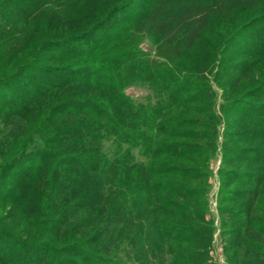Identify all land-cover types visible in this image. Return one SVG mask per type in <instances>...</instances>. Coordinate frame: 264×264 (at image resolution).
Instances as JSON below:
<instances>
[{
  "label": "trees",
  "instance_id": "trees-1",
  "mask_svg": "<svg viewBox=\"0 0 264 264\" xmlns=\"http://www.w3.org/2000/svg\"><path fill=\"white\" fill-rule=\"evenodd\" d=\"M31 2L37 4L31 10L48 18V0H0V21L6 26L0 33L15 22L11 16L27 18L21 10ZM263 3L122 0L84 31L45 40L28 65L0 81L2 125L29 118L36 122V107L49 96H62L0 168L13 181L23 180L19 191L0 189V202L18 206L20 221L46 214L40 225L31 222L40 234L34 239L0 224V264H203L206 238L197 239L203 221L196 223L190 211L199 191L179 181H170V188L161 180L173 174L196 177L198 171L195 163L181 168L164 159L184 152L165 139L172 121L167 108L183 103L176 95L179 86L173 87L175 97L167 105L136 101L123 88L131 78L150 80L162 67L174 68V61L201 42L213 19ZM123 8L117 24L110 25ZM136 37L153 41L154 57L134 48ZM124 41L130 46L122 49ZM105 135L127 149L113 157L101 154ZM134 149L144 161L131 155ZM46 234H51L48 239L41 238ZM194 239L198 245L192 246ZM182 241L195 248L179 246ZM243 245L264 253L259 242Z\"/></svg>",
  "mask_w": 264,
  "mask_h": 264
},
{
  "label": "rangeland",
  "instance_id": "rangeland-1",
  "mask_svg": "<svg viewBox=\"0 0 264 264\" xmlns=\"http://www.w3.org/2000/svg\"><path fill=\"white\" fill-rule=\"evenodd\" d=\"M48 1L45 8L48 18L44 20L37 14L39 11L31 10L37 4L27 3L21 11L28 17L11 16L10 20L15 22L0 33V81L28 65V57L45 40L84 31L95 21L104 19L122 0ZM141 1L130 0L135 4ZM125 10L116 11L110 25L115 26L116 19ZM23 19L25 24L21 23ZM2 27L6 26L0 21V29ZM261 33H264V3L252 9H236L227 16L213 19L203 31L201 42L173 62L176 70L164 66L154 72V78H131L123 88V92L136 101L167 105L175 97L173 87L179 86L176 95L183 103L179 107L171 103L167 108L172 121L166 125L171 136L165 139L184 152L179 157L169 155L164 159L181 168L195 163L198 171L196 177L173 174L161 180L168 182L170 188L173 181H179L199 191L192 196L196 202L190 211L196 223L203 221H200L197 238H206L203 264H264V253L243 245V241L259 242L264 248V38L260 44L257 41ZM132 43L141 54L154 57L150 38L136 37ZM127 44L130 46V42L124 41L122 49ZM61 97L45 98L44 103L36 107V122L29 118L0 124V168ZM157 108L160 107L157 105ZM99 145L101 154L107 157L118 156L127 149L109 135H105ZM130 152L136 160L144 161L136 149ZM19 165L16 164L15 169L18 170ZM4 170L0 169V189L7 192L12 188L22 189L23 180L13 181ZM41 189L46 191L45 187ZM166 198L178 201L176 196ZM17 207L0 202V224L23 238L29 233L32 239L39 236L35 225H40L46 214L20 221ZM169 213L173 217L180 215V212ZM50 235L41 238L48 239ZM194 242L192 246L198 245L197 240ZM0 244L4 243L0 241ZM180 245L189 250L195 248L184 241Z\"/></svg>",
  "mask_w": 264,
  "mask_h": 264
}]
</instances>
